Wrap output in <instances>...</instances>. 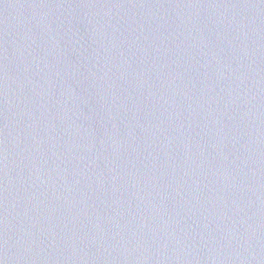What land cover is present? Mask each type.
<instances>
[{"label": "water", "instance_id": "obj_1", "mask_svg": "<svg viewBox=\"0 0 264 264\" xmlns=\"http://www.w3.org/2000/svg\"><path fill=\"white\" fill-rule=\"evenodd\" d=\"M0 264H264V0H0Z\"/></svg>", "mask_w": 264, "mask_h": 264}]
</instances>
